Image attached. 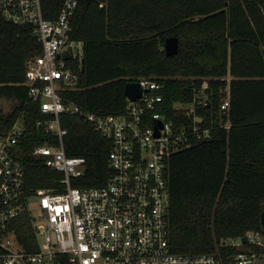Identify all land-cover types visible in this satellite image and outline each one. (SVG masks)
Here are the masks:
<instances>
[{"label":"trees","instance_id":"obj_1","mask_svg":"<svg viewBox=\"0 0 264 264\" xmlns=\"http://www.w3.org/2000/svg\"><path fill=\"white\" fill-rule=\"evenodd\" d=\"M104 3L103 6L101 3ZM55 13L59 1L44 0ZM72 35L84 41L82 58L69 57L67 68L78 75L75 89L61 94L98 114L126 111V83L142 77L162 84L160 112L175 125L189 124L180 105L207 97L197 114L212 127L211 138L175 152L167 175L171 192V242L175 253H213L225 258L238 248L229 243L248 231L262 229L264 211V0H81ZM179 38L174 55L165 40ZM42 53V44L24 26L0 13V137L23 119L25 136L12 157L25 168V195L59 186L63 173L35 153L38 145H57L37 121L51 115L28 96L27 63ZM208 87L198 93L204 81ZM229 98L228 110L222 109ZM67 130L65 149L84 156L87 170L73 186H103L109 166L111 139L77 113L60 115ZM227 125L229 127H227ZM28 251L39 249L35 223L25 209L8 224Z\"/></svg>","mask_w":264,"mask_h":264},{"label":"built area","instance_id":"obj_2","mask_svg":"<svg viewBox=\"0 0 264 264\" xmlns=\"http://www.w3.org/2000/svg\"><path fill=\"white\" fill-rule=\"evenodd\" d=\"M56 1L59 7L53 13L46 11L44 0H0V13L13 23L31 26L42 44V53L27 63L25 84L29 98L40 101L42 112L51 115L39 119L37 127L47 140L53 135L59 142L38 145L35 153L63 173L58 187L40 188L26 196L24 165L11 155L25 136L23 119L0 137V264H264L263 226L231 240L229 244L238 251L229 258L220 251L184 254L170 250L167 165L175 152L211 138L213 128L205 126L197 114L207 97L180 105L190 120L181 125L160 112L162 84L150 77L129 80L139 82L142 96L127 97L126 111L120 115L98 114L64 97L62 91L78 85V75L67 68V59H81L85 46L72 35L81 0ZM207 87L205 80L198 93ZM229 105L227 98L222 109L228 110ZM65 112L83 115L96 131L111 139L113 175L106 185L73 186V179L85 174L87 159L69 155L65 149L67 130L60 122ZM34 200L39 202L38 217L29 207ZM25 209L34 219L36 251L26 250L8 229Z\"/></svg>","mask_w":264,"mask_h":264},{"label":"water","instance_id":"obj_3","mask_svg":"<svg viewBox=\"0 0 264 264\" xmlns=\"http://www.w3.org/2000/svg\"><path fill=\"white\" fill-rule=\"evenodd\" d=\"M179 50V38L177 36H169L165 40V52L167 55L171 56L178 52ZM67 51L64 52V56H66ZM126 95L131 100H137L142 96V88L139 82H131L128 81L125 87ZM207 105L210 104V100L206 99ZM161 125V121L158 122ZM44 140H47V137H44ZM261 224L264 227V211L261 215ZM243 241L246 242V237L243 238Z\"/></svg>","mask_w":264,"mask_h":264},{"label":"rangeland","instance_id":"obj_4","mask_svg":"<svg viewBox=\"0 0 264 264\" xmlns=\"http://www.w3.org/2000/svg\"><path fill=\"white\" fill-rule=\"evenodd\" d=\"M0 110L6 112L10 111L11 102L7 99H0ZM29 207L30 210L32 211V214L38 217L39 214L41 213L38 200L31 201Z\"/></svg>","mask_w":264,"mask_h":264}]
</instances>
